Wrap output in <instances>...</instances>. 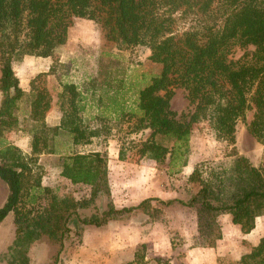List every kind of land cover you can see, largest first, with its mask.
Here are the masks:
<instances>
[{"label":"trees","instance_id":"1","mask_svg":"<svg viewBox=\"0 0 264 264\" xmlns=\"http://www.w3.org/2000/svg\"><path fill=\"white\" fill-rule=\"evenodd\" d=\"M77 18L102 27L114 52L147 49L157 71L133 82L122 66L101 81L87 76L63 84L57 100L60 124L49 126L45 117L51 98L36 85L40 75L25 92L12 63L15 57L51 58L65 45ZM236 47L254 51L233 60ZM175 89L186 93L187 113L171 109ZM0 96V180L8 190L0 223L12 214L15 226V239L1 255L8 264H30V246L44 237L56 247L51 264H57L72 232L80 235L87 226L100 228L136 214L154 221L174 206L194 212L197 248H215L222 239L221 215H230L244 234L264 216V0H0ZM22 103L31 157L6 139L19 129ZM248 113L247 131L263 147L260 168L234 148L236 125ZM203 122L215 141L230 149L228 161L206 164L205 176L194 167L187 182L198 189L185 201L147 198L115 207L108 181L109 141L119 139L120 161L134 152L165 165L168 174L180 173L188 165L192 132ZM144 131H149L145 140L131 139ZM61 135L68 146L59 149ZM78 146L93 149L76 152ZM42 154L60 155V176L87 187L89 194L63 198L43 186L36 167ZM105 198V208L98 210L96 203ZM89 208L94 213L82 216ZM134 257L124 264L144 263V255ZM236 264H264V236Z\"/></svg>","mask_w":264,"mask_h":264},{"label":"rangeland","instance_id":"2","mask_svg":"<svg viewBox=\"0 0 264 264\" xmlns=\"http://www.w3.org/2000/svg\"><path fill=\"white\" fill-rule=\"evenodd\" d=\"M81 23L82 22L73 19L68 34L70 32L78 36L83 30L89 28L98 31V36H101V32L105 36L106 32L99 25L93 22H88L89 24L83 22L86 26H82ZM74 44H76V42H73L71 45L65 43L64 46L57 49L51 58L46 60H40L39 58L31 56L15 57L13 60L14 66L18 69L20 63H54L55 68L52 70L53 73L49 71L48 73L39 74V82L36 84L39 88L45 89L48 92L51 103L53 101L57 103L58 95L62 90L63 84L78 83L83 73H85L86 76L99 78L101 81L108 73L113 72L115 68L126 66L128 78L131 77L130 79L133 82H138L143 74H153L157 71V68L150 65L148 62L147 58L149 52L144 48L136 49L131 53L126 52L120 54L116 52L115 54V52L105 44L103 48H100L102 52L97 48V54L89 57V55L82 53V51L85 50L84 48L80 47V52H75L77 47H75ZM253 51V47H236L233 49L230 58L237 60L244 54L251 55ZM37 76H35L34 79ZM170 106L177 114L187 113L191 110L186 99V93L182 89H175ZM25 113L26 104L22 103L17 112L20 121L19 129H26L27 127L24 117ZM251 117L252 114L248 113L244 122L238 121L235 131L234 148L238 154L245 156L254 167L260 168L263 147L248 133L246 127V122L250 121ZM17 131L13 132L15 133ZM13 132L8 134L12 135ZM148 134L149 131H144L132 135L131 139L142 141L147 138ZM8 137L9 136L6 135L7 141L11 143ZM119 144V139L111 140L106 149L111 200L114 205L118 206L119 204H121V206L125 204H135L147 198H158L163 201L170 199L185 201L188 199L190 192L198 189L197 185L187 182V177L194 167L199 166L200 171L203 176H205L206 164L211 165V163L228 161L230 159L226 158L230 149L215 141L208 130V125L204 122L196 125L195 130L192 132L188 165L183 168L180 173L168 174L165 165H157L155 162L146 158H139L134 152L128 153L127 158L124 161H120L117 158ZM64 146H68V139L66 136L61 135V137L58 138V148L62 149ZM92 149V146H78L74 148L76 152L83 153H88ZM60 165L61 161L51 163V166L54 168L57 166L60 167ZM51 166V173H49V169L44 172L41 166H36L37 168L39 167L38 170L41 172L42 178L46 174H49L46 176L49 180L43 182L41 179L43 186L52 189L57 196L63 198L74 197L75 199H79L89 194L87 187L79 186L72 188L68 187L63 182L52 183L53 187H49L48 185L55 181L52 180V177L54 176V171H57V169H53ZM7 194V187L0 180V207L4 204ZM106 202V198L103 199V201H98L96 203L98 210L102 211L105 208ZM93 213L94 209L89 208L81 212V215L90 216ZM8 219L9 216L0 228V264H8L1 259V255L7 251L8 247H10L14 241L13 240L12 243L9 244L11 235L14 236L15 234V226L13 224V216L10 217V220ZM218 222L220 227L229 226L231 222L230 215H221L218 218ZM149 225L150 228L148 227ZM123 226H125V230H127L126 232L127 234L129 233V236L124 238L126 239L125 241L122 242L120 239H117L118 241L115 243L112 241L114 240L113 237L110 236L111 224L96 229L97 233H88L84 242L81 240L83 232L85 229H93L90 228L92 226L85 227L80 235L72 232L59 257L58 264H119L123 259H117V251H120L122 248L128 249L129 247L134 248L131 250H134L135 253L138 252L139 255L145 256L146 260L144 258L143 264H157L155 259L167 261V264H170L169 262L173 260V264H179L178 261L182 260L181 258L186 252L193 249H202L195 247L197 234L194 212L185 207L181 208L174 206L167 209L154 221H149L142 214L140 216L130 217L129 219H122L121 227ZM130 226L137 227L133 229ZM138 228H141L139 229L140 232ZM148 232L150 233L149 237H147ZM134 234L137 236L133 237ZM143 235L145 236L143 237ZM42 240L48 241L46 237L42 238ZM218 245L219 241L215 248H217ZM232 245L234 246L235 244L226 242L223 248H218L221 250L217 249L216 255L218 254L217 259L219 264H236L237 261H227V257L225 256L232 255L230 257L235 259L239 255L238 248L236 249L232 247ZM232 248L234 249L231 250ZM41 250V252L39 251V264H47L49 254L46 253L47 251L44 250V248Z\"/></svg>","mask_w":264,"mask_h":264},{"label":"crops","instance_id":"3","mask_svg":"<svg viewBox=\"0 0 264 264\" xmlns=\"http://www.w3.org/2000/svg\"><path fill=\"white\" fill-rule=\"evenodd\" d=\"M75 20L82 22L81 23L82 26L85 25V24H83V22L86 24H89L88 22H91V21L85 20V19H82V20L75 19ZM88 29L89 28H87V30H83L81 33L78 34V36H75L74 33L69 32L66 44L71 45V44H73V42H76V44H74L75 47H77V50H75V52L79 53L80 47H81V48L85 49L84 51H82V53H84L85 55H89V57H91L94 54L96 55L98 50L100 52H102L100 48H103V46L106 44V37L102 34V32H101V36L100 35L98 36V33H97L98 31H96L95 29H93V30L92 29L88 30ZM97 48H98V50H97ZM112 51L114 52V50H112ZM115 54H116V52H115ZM39 59L40 60H46V59H41V58H39ZM54 68H55L54 63H20V65L17 69V68H15L14 63H12V69H13L16 77L19 80V86L25 92L29 91V86H30L31 80H33L35 76H37L39 74H43V73H48L49 71H51L53 73L52 70ZM86 78H87V76L85 75V73H83V76L78 81V83L82 82ZM73 83H77V82H73ZM51 104H52V107H51L50 111L47 113V116L45 117V121L49 126H58L60 124L62 113H61L60 109L57 107L56 101H53ZM7 136H9L8 140L11 141V144L18 147L24 156L31 157V148H30V143H29L30 139H29V135L25 129L21 128L17 132H15V133L13 132L12 135L7 134ZM60 157H61L60 155H56V154H42V155L38 156L37 165L41 166L43 168L44 172H46L47 169H49V173H51L52 172V170L50 169L51 163L60 161ZM117 158H118V155H117ZM52 168L57 169V171L53 170L54 176L52 175L53 176L52 180H55V181L51 182L50 185H48L49 187H53L52 183H56V182H63L68 187H72V188L78 187V186L72 185L68 180H66L60 176L61 167L57 166L56 168H54V167H52ZM48 175L49 174H46L45 176H43V178H42L43 182L49 180L46 177ZM57 184H59V183H57ZM138 203L130 204V205L125 204L123 206H121V204H119V206L115 205V207L117 209H121L124 207L135 206ZM140 215L141 214H136V215H133L132 217L140 216ZM142 215L144 217H146L144 214H142ZM8 216H9L8 220H10V217L12 216V214H9ZM6 218L0 223V228L6 222ZM230 220H231V217H230ZM121 222H122V219H118V220H113L107 224V226L109 224H111L110 236L113 237L114 240H112V241L114 243L116 241H118L117 239H120L123 242L126 240L124 238L129 236V233L127 234V232H126L127 230H125V226L121 227ZM229 224L230 225L227 227L221 226L222 239L219 241V245L217 246V248H215V249H204V248H202L200 250H194L193 249L189 252H186V254L181 258L182 260H179L178 263L179 264H219L218 259H217L218 254L216 255L217 249L219 247L223 248L224 244L226 242L229 244L234 243L235 245L234 246L232 245V247H234L236 249L238 248V250H239V255L235 259H233V257H230L232 255H230V256L225 255L227 257V261H232V260L238 261L243 254L248 253L250 251V249L258 243L259 239L262 236H264V226H263L264 225V216L256 219L254 229L250 233H247V234L242 233L241 229L238 226L233 225L231 222ZM130 227L134 229L137 226H135V227L130 226ZM148 227L150 228V225ZM90 228H93V229H85L84 230L83 237L81 239L83 242H84V240H86L88 233H93V232L97 233L96 229H99L96 227H90ZM94 228H95V230H94ZM139 229H141V228H138V231L140 232ZM147 235H148L147 237H149L150 233L148 232ZM136 236L137 235L134 234L133 237H136ZM144 236L145 235H143V237ZM14 238H15V234H14V236L11 235V239L9 240V244L12 243ZM43 248H44V250L47 251L46 253L49 254V260H48L47 264L52 263V259L56 255L55 246L48 241L40 240V241L33 243L29 248L28 256L30 258V264H39V260H40L39 251L41 252L42 251L41 249H43ZM234 248H232L231 250H233ZM128 249L122 248V249H120V251H117V253H118L117 259H123V261L120 262L119 264H124V263H129V262L134 261L135 251L131 250L134 248L129 247ZM52 250H53V252H52ZM218 250H221V249H218ZM210 252H211V256H210ZM145 260H146V258H145ZM172 261H170L169 263L173 264Z\"/></svg>","mask_w":264,"mask_h":264}]
</instances>
